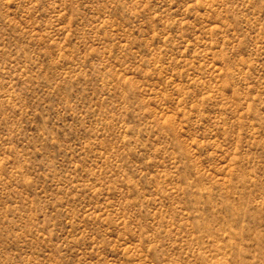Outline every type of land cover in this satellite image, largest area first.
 <instances>
[{
	"label": "rangeland",
	"instance_id": "374dc122",
	"mask_svg": "<svg viewBox=\"0 0 264 264\" xmlns=\"http://www.w3.org/2000/svg\"><path fill=\"white\" fill-rule=\"evenodd\" d=\"M0 264H264V0H0Z\"/></svg>",
	"mask_w": 264,
	"mask_h": 264
}]
</instances>
